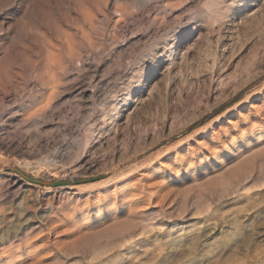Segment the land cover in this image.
I'll list each match as a JSON object with an SVG mask.
<instances>
[{"label":"rangeland","instance_id":"obj_1","mask_svg":"<svg viewBox=\"0 0 264 264\" xmlns=\"http://www.w3.org/2000/svg\"><path fill=\"white\" fill-rule=\"evenodd\" d=\"M253 1L250 16L196 23L157 102L118 140L99 125L100 141H85L95 128L80 116L53 131L47 159L3 157L1 207L32 216L22 233L47 244L35 257L16 243L4 264H264V0Z\"/></svg>","mask_w":264,"mask_h":264},{"label":"bare ground","instance_id":"obj_2","mask_svg":"<svg viewBox=\"0 0 264 264\" xmlns=\"http://www.w3.org/2000/svg\"><path fill=\"white\" fill-rule=\"evenodd\" d=\"M197 1L202 7L194 10L196 0H0V192L2 159L28 164L56 145L60 134L53 131L61 133L74 117L94 123L85 141H100L99 125L118 140L137 108L156 99L151 91L162 67L191 43L198 21L225 24L238 11H252L246 7L250 0ZM54 155L53 160L63 156ZM71 189L61 187L59 197ZM2 196L0 264L19 242L43 256L47 244L22 233L32 216L6 214Z\"/></svg>","mask_w":264,"mask_h":264}]
</instances>
